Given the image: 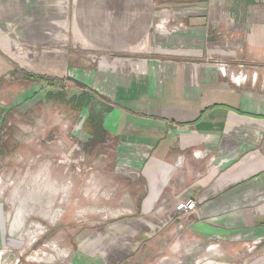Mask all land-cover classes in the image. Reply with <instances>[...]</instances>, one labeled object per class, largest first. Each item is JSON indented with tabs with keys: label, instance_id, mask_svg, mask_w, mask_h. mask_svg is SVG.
Masks as SVG:
<instances>
[{
	"label": "crops",
	"instance_id": "obj_1",
	"mask_svg": "<svg viewBox=\"0 0 264 264\" xmlns=\"http://www.w3.org/2000/svg\"><path fill=\"white\" fill-rule=\"evenodd\" d=\"M68 3H55L57 31L34 54L47 64L37 70L71 78L96 112L106 106L97 122L117 145L118 172L148 191L145 213L158 217L176 195L198 203L181 235H156L152 253L175 255L158 264L225 258L229 240L256 243L246 264H263L264 0H142L118 27L106 18L104 32L86 18L72 25ZM47 6L0 0V51L18 62L22 40L50 37L38 27ZM81 50L101 62L82 66Z\"/></svg>",
	"mask_w": 264,
	"mask_h": 264
},
{
	"label": "rangeland",
	"instance_id": "obj_2",
	"mask_svg": "<svg viewBox=\"0 0 264 264\" xmlns=\"http://www.w3.org/2000/svg\"><path fill=\"white\" fill-rule=\"evenodd\" d=\"M56 1L40 19L49 25H38L50 37L22 40L26 54L18 62L0 51V264H158L175 255L152 253L156 235H181L192 217L174 212L179 195L157 210L158 217L152 208L145 213L148 191L118 172L117 145L97 122L106 106L96 112L97 101L71 78L37 70L45 64L35 57L45 50L41 41L57 31L50 24L58 20ZM139 5L142 0H69L66 18L75 26L85 18L97 21L104 32L106 18L118 27L127 8ZM80 52L82 66L101 62L95 53ZM227 244L225 258L200 254L202 260L180 264H246L258 251L251 241ZM254 262L262 263L259 256Z\"/></svg>",
	"mask_w": 264,
	"mask_h": 264
},
{
	"label": "built area",
	"instance_id": "obj_3",
	"mask_svg": "<svg viewBox=\"0 0 264 264\" xmlns=\"http://www.w3.org/2000/svg\"><path fill=\"white\" fill-rule=\"evenodd\" d=\"M226 65L222 64L219 65V69L221 71V73H223L224 75H226ZM243 72V71H240ZM232 76L236 77L237 80L240 82L241 80L244 81L247 79L246 75L243 77V73H238L233 74ZM174 212L182 214V215H186V216H190L192 214H194L197 210H198V203L196 201H184V200H179L176 203H174L172 205Z\"/></svg>",
	"mask_w": 264,
	"mask_h": 264
}]
</instances>
